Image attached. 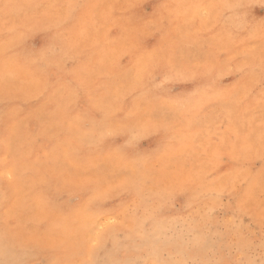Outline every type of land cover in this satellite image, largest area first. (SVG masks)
Returning <instances> with one entry per match:
<instances>
[{
  "label": "rangeland",
  "instance_id": "374dc122",
  "mask_svg": "<svg viewBox=\"0 0 264 264\" xmlns=\"http://www.w3.org/2000/svg\"><path fill=\"white\" fill-rule=\"evenodd\" d=\"M0 264H264V0H0Z\"/></svg>",
  "mask_w": 264,
  "mask_h": 264
},
{
  "label": "bare ground",
  "instance_id": "6f19581e",
  "mask_svg": "<svg viewBox=\"0 0 264 264\" xmlns=\"http://www.w3.org/2000/svg\"><path fill=\"white\" fill-rule=\"evenodd\" d=\"M207 65V64H206ZM197 84V83H196ZM166 85V84H165ZM162 86H164V85H162ZM168 87V86H167ZM167 89V88H166ZM198 91H199V89H198ZM183 95H184V93H183ZM185 96V95H184ZM181 97V96H180ZM191 97H193V96H191ZM196 97V96H195ZM184 98V97H183ZM175 108V107H174ZM173 108V109H174ZM17 258V257H16ZM18 260V259H17Z\"/></svg>",
  "mask_w": 264,
  "mask_h": 264
}]
</instances>
